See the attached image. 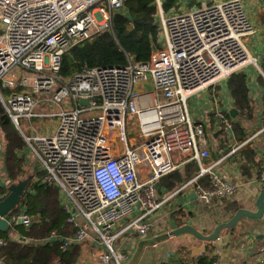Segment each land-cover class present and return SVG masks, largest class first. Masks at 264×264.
Returning <instances> with one entry per match:
<instances>
[{
	"label": "built area",
	"instance_id": "2783aa9c",
	"mask_svg": "<svg viewBox=\"0 0 264 264\" xmlns=\"http://www.w3.org/2000/svg\"><path fill=\"white\" fill-rule=\"evenodd\" d=\"M154 2L163 44L154 47L148 61L128 54L123 65L86 67L67 79L61 74L63 55L113 30L125 0H0V99L21 131L23 119L55 115L40 106L72 102L57 113L54 133L42 134L33 126L35 133H22L44 164L45 176L36 183L59 188L61 206L76 228L61 248L85 240L89 229L105 247L94 257L101 264H125L128 248L116 247L117 240L130 233L147 236L155 213L180 192L210 203L236 191L214 169L225 157L205 165L210 156L205 128L191 120L187 100L249 64L262 72L245 43L256 29L243 0H211L181 12L165 11L164 0ZM147 79L153 90L139 91L138 84ZM215 116L230 138L232 120L222 111ZM131 124L138 128L136 137L129 136ZM174 153L191 154L199 173L159 198V181L177 168ZM260 177L264 182V168ZM206 178L208 186L202 183ZM2 217L12 219V229L19 220L29 225L38 220L24 210ZM18 235L10 238L31 241ZM5 243L0 239V246ZM256 264H264V239Z\"/></svg>",
	"mask_w": 264,
	"mask_h": 264
},
{
	"label": "crops",
	"instance_id": "0c3cea01",
	"mask_svg": "<svg viewBox=\"0 0 264 264\" xmlns=\"http://www.w3.org/2000/svg\"><path fill=\"white\" fill-rule=\"evenodd\" d=\"M260 1L258 0V2ZM180 6L181 4H179L178 9H180ZM247 7L251 17L256 22L258 21L261 27L259 35L255 38V43L256 49L260 53V58L256 57L259 60L262 70L261 60L264 56V25L261 22V15L264 12L262 14H256V12H253L254 9L249 3H247ZM124 9L121 10L124 11ZM261 9L259 5V10ZM158 27L161 33L160 24ZM0 29L3 33L1 25ZM161 40L162 42L160 43L157 40V45L154 47H162L163 38ZM243 72L246 74L249 98L253 106L250 116L247 115V110L243 111L235 105V100L228 84L229 78L193 93L188 98L186 105L191 120L196 124H203L205 128L207 148L209 149L210 156L204 160V163L207 161L210 165L217 163L220 158L225 157L214 169L228 181L235 184L237 187L236 191L226 198L214 199L210 203L201 201L192 192H180L168 204L155 213V225L147 236L143 237L137 233H130L123 235L117 240L118 242L124 240L125 246L128 248V256L125 261L127 264H160L161 262L181 264V259L184 255H186V259L192 261L203 254L210 255L213 264H241L243 262L256 264L261 259L264 239V213L261 218L243 217L234 228H224L219 234L220 239L224 238L222 242H218V240L203 241L192 233L162 239L168 231L187 224L193 226L199 232L209 235L215 231L219 224L229 221L239 209L245 208L251 211L258 209L256 201L264 187V182L260 177L264 168V88L259 81L260 74L264 76V73L263 70L261 72L253 64L247 65ZM147 86L153 89L151 79H147L138 84V87L141 88H146ZM4 92H6L7 96L10 94V90ZM44 106H40V111H45ZM218 111L225 113L233 122L230 138L219 130L218 121L215 116ZM237 123H242L244 127L241 137L235 129V124ZM32 125V119H23L22 131L27 135L31 134L27 133L24 129H29L32 132ZM17 129L24 137L22 131L18 127ZM50 131L52 129H48V132ZM48 132H42V134H50ZM30 151L34 150L28 143L23 150L18 151V154L24 157L27 168L29 165L28 153ZM1 152L0 181L6 180L4 142L0 148ZM176 154L178 155L177 157L175 156ZM181 154L183 153H174L171 155L174 163L175 159L179 161L175 163L177 168L167 174L182 175L181 182L178 181L181 184L175 190H171L163 182L164 177L167 175L164 176L159 181L157 187L159 198L168 196L170 193L176 191L184 182L188 181L185 175H193L192 177H194L199 173V164L197 161L190 159L191 154L186 157H182ZM27 168L25 167L26 172L28 171ZM30 184L31 182H28L27 187L25 186L26 192ZM32 188L34 189V186ZM178 209L185 211V216L180 220L181 223L175 218L177 211H179ZM36 216L39 220V216ZM88 231L90 235L79 243L82 249L77 264H101L94 257L99 252L104 251L105 247L96 240L89 229ZM10 233L15 235L19 234L15 228ZM155 239L157 241L151 246L150 242ZM121 245L124 246L122 243Z\"/></svg>",
	"mask_w": 264,
	"mask_h": 264
},
{
	"label": "trees",
	"instance_id": "16d2710c",
	"mask_svg": "<svg viewBox=\"0 0 264 264\" xmlns=\"http://www.w3.org/2000/svg\"><path fill=\"white\" fill-rule=\"evenodd\" d=\"M181 1L183 0H164L163 7L165 11H169L177 7ZM156 9L154 0H125L124 11L119 10L114 17L113 30H106L92 40L78 43L63 55L61 69L63 77L72 78L86 67L123 65L127 62L128 54L133 55L137 61H148L159 37V27L154 17ZM261 22L264 25V14L261 15ZM261 67L264 73V56ZM259 81L264 88L262 74L259 76ZM228 84L235 105L243 111L247 110V115L250 116L253 106L249 98L246 74L243 71L232 74ZM235 129L241 137L244 130L242 123L235 124ZM3 142L6 180L0 181V197H6L10 193L12 183L27 181V187L31 179L19 181L26 169L25 159L18 154V151L23 150L27 143L0 99V148ZM192 176L185 175L188 180ZM181 179L182 175H167L163 182L171 190H175L181 184ZM203 184L208 186V178L203 180ZM33 186L35 192L27 193L25 188L17 204L8 212L10 217L22 210L28 216H39V220L30 225L14 224L16 231L31 241L21 242L11 239V225L8 231H0V239L6 241L0 246V264H77L81 245L72 243L65 250L61 248L62 239L73 236L76 228L68 221V213L60 204L59 188L52 184L34 183ZM178 210L175 218L180 221L185 216V211ZM54 232H56L55 238H53ZM181 264H213V260L208 254H203L192 261L186 259L184 255Z\"/></svg>",
	"mask_w": 264,
	"mask_h": 264
},
{
	"label": "rangeland",
	"instance_id": "374dc122",
	"mask_svg": "<svg viewBox=\"0 0 264 264\" xmlns=\"http://www.w3.org/2000/svg\"><path fill=\"white\" fill-rule=\"evenodd\" d=\"M211 0H183L181 1L179 4H181L180 6V9H178L179 5L177 6V8H174L173 11L174 12H181V11H186V10H190V9H194L196 7H200L203 3H208L210 2ZM218 1H221V0H218ZM244 2V5H245V10L252 22V24L254 25L255 29H256V32L257 34L251 36V37H248L247 39H245V43L247 44L249 50L251 51V53L257 57L260 58V53L259 51L256 49V37L259 35L260 33V25H259V22L255 21V19H253L251 17V15L249 14L248 12V7H247V3H249V5H251L253 7V12H256V14H262L264 12V1H260L258 2V0H243ZM259 5H260V9L259 10ZM157 8V6H156ZM258 9V10H257ZM261 11V12H260ZM155 19H156V22L159 26L160 24V15L158 13V8L156 9V13H155ZM1 35V34H0ZM161 38H163L162 34L159 32V37H158V41L159 43L162 42ZM158 43V44H159ZM137 89L139 91H145V90H153L151 88H149L148 86L145 88H141V87H138L137 86ZM4 95L7 97V94L6 92H4ZM72 102L70 100H66L64 103H63V106L62 107H59L57 105H55L54 107L53 106H49V105H45L44 106V109L45 111H49V112H54L55 115L52 116V117H44V118H33L32 119V126L37 129L38 131H40V133L42 132H48V129H52V131L48 132V133H54V131L56 130V127H57V124H58V116H57V113L59 111H61L62 109H67V106L69 104H71ZM40 110V109H38ZM37 110V111H38ZM27 133H35L34 131H29V129H24ZM129 136H133V137H136L137 134H138V128L136 126V124L134 125H130L129 126ZM0 155L2 156V152L0 153ZM182 157H186L187 155L190 156V154H181ZM176 157L178 156L177 154L175 155ZM175 157V158H176ZM28 160H29V165H28V168L27 166H25L27 168V172L25 170L24 174L20 177L19 181L20 180H23V179H27L30 181H28L29 183L31 182L30 184V187L29 188H32L33 184L36 183L35 179L38 178V180H41L42 178L40 176L42 175H45L43 170H44V164H43V161L42 159L39 157V155L35 152V151H30L28 153ZM175 163L178 162L179 160H174ZM205 165H209V163L207 161H205ZM43 172V173H42ZM33 182V183H32ZM22 185L21 183H12L11 184V191L10 193H8V195L6 197H0V203H2V205L4 206H7V205H13V204H17V201L19 199V195H20V189H21ZM18 222V221H17ZM84 225H86V222L83 221ZM163 239V237H162ZM157 240H153L152 242H150V245L152 246ZM124 244L125 246V242L124 240H121L120 242H116L115 243V246L117 247L118 244ZM125 264H127V262H125Z\"/></svg>",
	"mask_w": 264,
	"mask_h": 264
},
{
	"label": "water",
	"instance_id": "95a60500",
	"mask_svg": "<svg viewBox=\"0 0 264 264\" xmlns=\"http://www.w3.org/2000/svg\"><path fill=\"white\" fill-rule=\"evenodd\" d=\"M130 18L133 19V17H130ZM80 102H81V104H87L89 102V100L88 99H81ZM26 184H27V181H24L21 183L22 187L20 189V195L22 194ZM193 194L197 197V195L195 193H193ZM256 204L258 206V209L256 211H251V210L245 209V208L239 209L229 221L219 224L216 227L215 231L209 235H205V234L199 232L193 226L187 224V225H183L181 227H178V228L172 230L170 232V234L165 235V237H163V239H168L170 236H180V235H183L185 233H192L197 238H199L203 241L218 240V242H222V240H224V238L220 239L219 234L221 233V231L224 228L234 227L243 217H250V218H261L262 217V215L264 213V187L262 188V190L259 194V197L256 201ZM13 206H15V204L4 206V205H2V203H0V231H8V229L11 225L10 223L12 222V219L11 218L6 219L2 216L6 215ZM23 222H24L23 220H19L17 223L21 224ZM171 255H172V253H171Z\"/></svg>",
	"mask_w": 264,
	"mask_h": 264
}]
</instances>
